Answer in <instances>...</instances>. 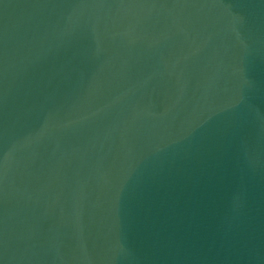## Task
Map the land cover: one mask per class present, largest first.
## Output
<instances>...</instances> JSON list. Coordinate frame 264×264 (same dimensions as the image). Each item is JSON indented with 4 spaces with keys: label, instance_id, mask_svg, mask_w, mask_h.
Segmentation results:
<instances>
[{
    "label": "water",
    "instance_id": "1",
    "mask_svg": "<svg viewBox=\"0 0 264 264\" xmlns=\"http://www.w3.org/2000/svg\"><path fill=\"white\" fill-rule=\"evenodd\" d=\"M0 264H264V0H0Z\"/></svg>",
    "mask_w": 264,
    "mask_h": 264
}]
</instances>
